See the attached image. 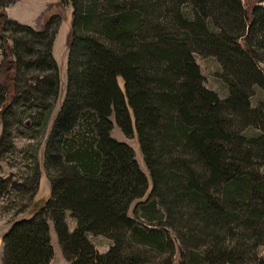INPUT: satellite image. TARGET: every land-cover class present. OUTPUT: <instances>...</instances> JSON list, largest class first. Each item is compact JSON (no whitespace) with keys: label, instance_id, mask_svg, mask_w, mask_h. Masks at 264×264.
<instances>
[{"label":"trees","instance_id":"trees-1","mask_svg":"<svg viewBox=\"0 0 264 264\" xmlns=\"http://www.w3.org/2000/svg\"><path fill=\"white\" fill-rule=\"evenodd\" d=\"M60 2H72L73 11L68 91L52 125L46 152L48 168L55 167L49 171L51 198L4 235L2 264H49L55 256L50 220L69 264H143L144 249L164 252L171 244L166 231L157 229V221H166L167 216L175 223L189 211L193 222L204 223L199 230H191L193 239L206 236L210 225L231 228L232 207L238 204L249 209V229L259 228L264 214V182L243 171L250 157L244 159L241 142L229 146L233 140L226 133L222 116L225 106L250 110L248 94L233 85L231 97L222 101L205 87L195 59V53L204 47L233 50L236 41L222 31L211 32V13H206V21L195 18L196 13L171 11L181 25L170 29L155 23L154 8L147 0ZM235 3L223 0L213 10L221 13ZM197 5L202 7L198 1ZM238 6L243 13L241 2ZM203 7L205 10L204 3ZM4 18L0 19L2 24ZM60 23L61 17L53 15L40 29L23 25L32 35L46 40L45 52L25 65L47 74L16 92L22 78L15 73L17 86L9 91L12 97L1 111V119H10L12 103L22 102L35 111V122L47 125L58 93L53 44ZM255 24L264 28V15L257 23L255 18ZM235 48L239 56L248 58L242 74L252 77L257 73L264 78L248 53L237 45ZM33 50L31 47L28 52L35 57ZM4 51L13 54L14 47L5 44ZM17 56L13 71L25 62L23 55ZM6 88L0 91V104L7 101L9 84ZM115 126L126 136L137 130L153 181L151 194L144 201L140 200L149 189L148 176L134 149L112 135ZM67 212L76 221L73 230L67 223ZM92 235L108 238L109 249L101 252L91 241ZM211 235L217 237L216 249L203 257L193 252L192 264H234L224 238L216 231Z\"/></svg>","mask_w":264,"mask_h":264},{"label":"rangeland","instance_id":"rangeland-1","mask_svg":"<svg viewBox=\"0 0 264 264\" xmlns=\"http://www.w3.org/2000/svg\"><path fill=\"white\" fill-rule=\"evenodd\" d=\"M197 1L202 3V7L197 5ZM147 2L154 8L155 23L170 29L172 25L175 28L181 25L171 11L182 9L185 13H191V16L196 13L198 15L195 18H203L206 21V15L211 13L212 16L208 20L211 32L221 33L222 31L223 34L230 36L232 41H236L241 51L248 53L249 60L255 63L257 70L264 74V28L258 24L252 25L255 18L257 23L264 15V0H233L237 5L236 3L233 7L228 5L221 13L214 11L213 8H218L223 0H147ZM238 2H241L243 6V13L240 11ZM71 3L60 2V0H0V13L8 15L4 24L0 22V91L7 89L8 84L11 88L8 92L15 89L17 86L14 83L15 73L22 78L16 92L18 87L27 88L30 83L37 82L36 77L47 74V71L27 68L25 65L29 61L33 63L40 55L39 52H45L46 40L39 35H32L23 25L40 29L51 16L61 17L53 44V55L59 71L58 93L53 100V109L47 125L42 127L35 122V111H30L29 104L22 102L12 103L10 119L6 117L1 119L0 116V190H2V194L0 193V264H2L4 253V235L15 222L31 218L45 207L51 198L49 171L51 172L55 167L48 168L46 152L52 125L68 91L70 54L68 40L73 11ZM203 3L206 6L205 10ZM5 44L14 47L13 54L11 52L5 54ZM234 45H232L233 50L211 45L204 47V50H198L195 53V59L204 77L205 87L216 93L222 101H227L231 97L233 85H238L247 92L250 110L225 106L222 116L226 133L234 142L229 141V146L234 147L241 142L242 150L246 153L244 159L247 156L250 157L249 161L246 160L243 171L251 172L260 182H264V78L257 73H253L252 77L242 74L245 70L243 63L249 65L246 61L248 58L239 56ZM31 47L34 49L32 53L36 54L35 57L30 56L28 52ZM18 54L23 55L25 62L21 63L19 69L13 71L12 67ZM119 83L124 88L122 78H119ZM12 93H7V101L0 104V113L10 103L9 96L12 97ZM112 135L134 149L141 169L148 176L149 189L140 201L146 200L151 194L153 181L144 161L137 130L135 129L132 136H126L118 126H115ZM228 155L233 154L229 152ZM137 202L138 200L134 201L131 208ZM185 210L189 211L190 208L187 207ZM248 210L240 204L233 206L231 228L225 229L221 226L217 229L210 225L206 236L194 239L191 230H199L204 223L199 220L193 222L189 216L190 211L185 217L177 219L175 223L170 222L166 216V221L165 219H161L164 223L157 221L156 227L164 234L166 231L171 244L164 252L156 253L144 249L141 253L143 264H167L170 258L171 264H192L193 252H198L203 257L209 250L216 249L214 246L217 243L214 240L217 237L211 235L213 231L224 238V245L233 254L234 264L264 262V214L260 219L259 228L250 230ZM66 220L70 230H73L76 227V221L69 212L66 214ZM168 222L172 226L167 225ZM49 223L51 241L55 250L52 264H69L63 255L54 223L52 220ZM90 238L101 252L109 249L111 241L105 236L92 235Z\"/></svg>","mask_w":264,"mask_h":264},{"label":"crops","instance_id":"crops-1","mask_svg":"<svg viewBox=\"0 0 264 264\" xmlns=\"http://www.w3.org/2000/svg\"><path fill=\"white\" fill-rule=\"evenodd\" d=\"M53 260H54V258H53ZM53 260L49 264H52Z\"/></svg>","mask_w":264,"mask_h":264},{"label":"water","instance_id":"water-1","mask_svg":"<svg viewBox=\"0 0 264 264\" xmlns=\"http://www.w3.org/2000/svg\"><path fill=\"white\" fill-rule=\"evenodd\" d=\"M4 15L3 13H0V16Z\"/></svg>","mask_w":264,"mask_h":264}]
</instances>
